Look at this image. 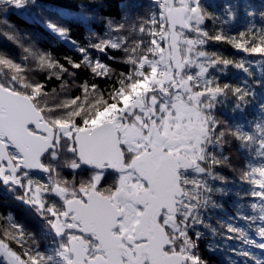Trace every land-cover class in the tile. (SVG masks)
<instances>
[{"label":"snow or ice","instance_id":"1","mask_svg":"<svg viewBox=\"0 0 264 264\" xmlns=\"http://www.w3.org/2000/svg\"><path fill=\"white\" fill-rule=\"evenodd\" d=\"M0 190V264H264V0H0Z\"/></svg>","mask_w":264,"mask_h":264},{"label":"trees","instance_id":"2","mask_svg":"<svg viewBox=\"0 0 264 264\" xmlns=\"http://www.w3.org/2000/svg\"><path fill=\"white\" fill-rule=\"evenodd\" d=\"M129 2L132 3V2H135V0H129ZM74 35L79 36L80 33H74ZM49 39H51V37H49ZM61 50L63 51V47H61ZM0 198H3V199H11V194L10 193H6V192L0 190Z\"/></svg>","mask_w":264,"mask_h":264}]
</instances>
